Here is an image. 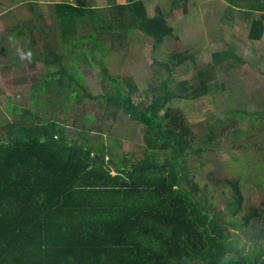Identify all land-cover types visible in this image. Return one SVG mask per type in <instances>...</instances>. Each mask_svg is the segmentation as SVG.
Here are the masks:
<instances>
[{
    "label": "trees",
    "instance_id": "16d2710c",
    "mask_svg": "<svg viewBox=\"0 0 264 264\" xmlns=\"http://www.w3.org/2000/svg\"><path fill=\"white\" fill-rule=\"evenodd\" d=\"M229 4L241 7L238 0ZM262 7L257 11L264 12ZM52 8L59 44L43 35L28 41L37 51L31 59L41 64L31 105L16 106L22 118L0 126V264H220L229 250L230 264H264V246L247 252L238 247L239 235L231 230L239 227L234 217L242 210V187L233 181L228 212L221 211L187 165L191 154L203 152L219 135L217 126H210L202 146L192 147L198 136L182 114L167 105L182 97L171 84L172 66L153 55L164 71L155 69L159 85L152 86L150 94L130 78L112 74L97 58V48L129 43L130 29L150 35L154 52L162 38L179 40L161 8L153 16L144 0H110L104 7L87 0H56ZM83 28L89 31V49L80 46ZM37 30L32 27V34ZM104 31L108 37L98 38ZM16 33L26 35L25 30ZM262 35L255 29L249 39ZM232 53L214 52L211 63L200 70L202 92L193 90L183 97L223 91L211 85L218 79L211 70L228 56L235 57ZM172 54L177 57L175 50ZM96 68L99 92L94 94L87 76ZM65 99L76 105L88 100L105 105L114 119L126 116L142 125L145 144L157 148V154L144 149L120 155V149L101 135L92 136L84 125L71 131L50 110L53 105L65 111ZM229 114L234 121L237 115L251 121L246 129L240 123L235 126L234 134L251 132L255 122L264 120V110ZM261 214L264 217V207ZM253 216L244 215L241 226L247 227Z\"/></svg>",
    "mask_w": 264,
    "mask_h": 264
},
{
    "label": "rangeland",
    "instance_id": "374dc122",
    "mask_svg": "<svg viewBox=\"0 0 264 264\" xmlns=\"http://www.w3.org/2000/svg\"><path fill=\"white\" fill-rule=\"evenodd\" d=\"M55 1L0 0V49L4 48V51L0 50V54H4L0 55V126L22 118V112L14 110L16 106L29 108L31 105L32 89L39 80L41 64L31 59L37 51L28 41L43 35L53 45L59 44L58 34L52 29L55 24L52 4ZM87 1L96 7L110 3V0ZM114 1L124 3L128 0ZM229 1L144 0L152 16L156 8H161L168 26L174 29L179 40L162 38L154 52L150 35L130 29L127 37L129 43L119 44L115 48L102 46L95 51L97 58L112 74L121 79L130 78L150 94L153 93L151 87L159 85V79L154 75L155 69L164 71L162 66L154 63L153 57L172 66L171 84L182 97L173 99L167 105L181 113L192 133L198 136L192 147L198 149L202 146L200 142L210 126H217L219 135L216 143L203 145V152L191 154L187 165L207 198L221 211L228 212L226 206L231 201L233 181L242 187V210L234 217L239 227L231 226V230L239 235L238 247L253 252L264 246V217L261 216L264 207L261 205L264 201V120L255 122L251 132L234 134L235 126L240 123L241 128L246 129L251 121L244 115H237L238 120L234 121V115L229 113L264 110V37L250 40L248 35L250 27L257 25L254 22L260 15L254 16L259 12L257 8L263 6L261 9L264 10V0H238L241 7L236 9L230 6ZM259 21L264 20L260 18ZM31 26L38 28L33 34ZM45 27L49 28L46 32ZM17 30H25L26 35L21 37ZM108 35L109 31H104L101 37H97L106 38ZM78 36L81 38L80 46L89 49V31L83 28ZM174 50L177 57L172 56ZM223 50L235 54V57L224 59L222 66L211 70L218 77L211 85L220 86L223 91L195 99L184 98L186 92H202L200 70L211 63L214 52ZM182 57L185 60L178 61ZM16 58L22 59L20 62L18 60L22 64L15 68L14 65L18 63ZM97 69L91 70L93 73L90 75L91 71H87L88 85L94 94L99 92L95 89ZM52 90L55 93L56 86H52ZM59 101L63 99L59 98ZM65 101L69 105L65 111L54 109L53 105L50 110L69 125L71 131L81 130L84 125L90 129L92 136L101 135L104 140L111 141H108L109 145L115 150L120 149V155L130 156L144 149L157 154V148L145 144L142 125L128 120L126 116L118 115L114 119L105 105L89 100L81 105L68 99ZM249 213L254 214L250 224L241 226L240 220ZM232 218L228 216V219Z\"/></svg>",
    "mask_w": 264,
    "mask_h": 264
},
{
    "label": "crops",
    "instance_id": "0c3cea01",
    "mask_svg": "<svg viewBox=\"0 0 264 264\" xmlns=\"http://www.w3.org/2000/svg\"><path fill=\"white\" fill-rule=\"evenodd\" d=\"M257 14H260L259 15V17H255L256 19H255V24H257V25H255L254 27H250V29H249V31H248V35H249V33L252 31V30H255V29H259V30H262L263 31V35H262V37H261V39L264 37V21L263 22H260L259 21V19L260 18H262L263 20H264V12L262 11V12H256V14L254 15V16H256ZM261 39H259V40H261ZM0 50H3L4 51V48H2V49H0ZM0 55H4V54H0ZM27 57V56H26ZM18 60H19V58H16L15 59V61H16V63L18 62ZM22 59H20L19 60V62L21 61ZM15 63L16 65H14V67L16 68V66H20L22 63Z\"/></svg>",
    "mask_w": 264,
    "mask_h": 264
},
{
    "label": "clouds",
    "instance_id": "9594fccd",
    "mask_svg": "<svg viewBox=\"0 0 264 264\" xmlns=\"http://www.w3.org/2000/svg\"><path fill=\"white\" fill-rule=\"evenodd\" d=\"M232 260L231 251H226L225 254L221 257L220 264H230Z\"/></svg>",
    "mask_w": 264,
    "mask_h": 264
}]
</instances>
